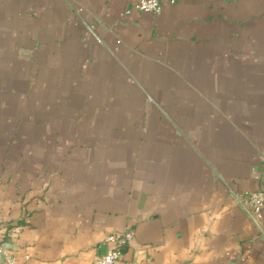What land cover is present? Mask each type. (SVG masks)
Returning a JSON list of instances; mask_svg holds the SVG:
<instances>
[{
  "label": "crops",
  "instance_id": "1",
  "mask_svg": "<svg viewBox=\"0 0 264 264\" xmlns=\"http://www.w3.org/2000/svg\"><path fill=\"white\" fill-rule=\"evenodd\" d=\"M139 2L0 0L14 264H264V0Z\"/></svg>",
  "mask_w": 264,
  "mask_h": 264
},
{
  "label": "built area",
  "instance_id": "2",
  "mask_svg": "<svg viewBox=\"0 0 264 264\" xmlns=\"http://www.w3.org/2000/svg\"><path fill=\"white\" fill-rule=\"evenodd\" d=\"M161 3L162 0H140L137 9L144 13L158 15L162 11ZM242 201L248 210L252 222L257 226H260L264 210V184L258 191L244 195ZM6 231L7 226L0 219V255H2L9 264H14V258L4 246L3 239L6 236ZM132 239L133 233L131 231L110 235L106 241L112 243L114 248L108 251L105 255L97 258L95 264H119L123 255L122 248L127 246Z\"/></svg>",
  "mask_w": 264,
  "mask_h": 264
}]
</instances>
